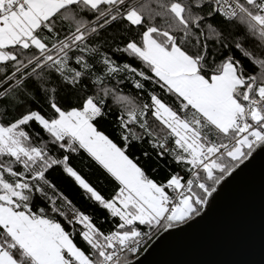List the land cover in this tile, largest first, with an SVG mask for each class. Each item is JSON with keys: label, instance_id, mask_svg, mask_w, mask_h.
Here are the masks:
<instances>
[{"label": "snow or ice", "instance_id": "obj_1", "mask_svg": "<svg viewBox=\"0 0 264 264\" xmlns=\"http://www.w3.org/2000/svg\"><path fill=\"white\" fill-rule=\"evenodd\" d=\"M258 148L264 0H0V264H140Z\"/></svg>", "mask_w": 264, "mask_h": 264}, {"label": "water", "instance_id": "obj_2", "mask_svg": "<svg viewBox=\"0 0 264 264\" xmlns=\"http://www.w3.org/2000/svg\"><path fill=\"white\" fill-rule=\"evenodd\" d=\"M140 264H264V148L219 187L201 217L170 230Z\"/></svg>", "mask_w": 264, "mask_h": 264}, {"label": "trees", "instance_id": "obj_3", "mask_svg": "<svg viewBox=\"0 0 264 264\" xmlns=\"http://www.w3.org/2000/svg\"><path fill=\"white\" fill-rule=\"evenodd\" d=\"M144 147H147V145H145ZM138 155H142V153H137ZM151 167H155L157 168V171L155 173H153V175H155L158 179L167 175L168 171L170 170V168L175 167V165H170L169 161L167 160H160V161H151L150 162V168ZM77 204L84 208L86 211H91L90 208H88V206L82 201V200H77ZM96 213H93V215H95Z\"/></svg>", "mask_w": 264, "mask_h": 264}]
</instances>
